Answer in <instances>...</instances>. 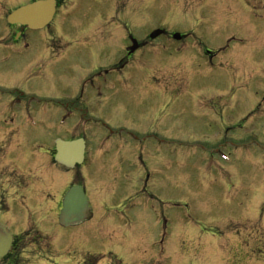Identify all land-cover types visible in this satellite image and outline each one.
Here are the masks:
<instances>
[{
  "label": "rangeland",
  "instance_id": "374dc122",
  "mask_svg": "<svg viewBox=\"0 0 264 264\" xmlns=\"http://www.w3.org/2000/svg\"><path fill=\"white\" fill-rule=\"evenodd\" d=\"M30 2L0 0V195L10 184H20L17 193L32 186L34 211H15L16 233H39L34 250L32 236L25 246L51 243L57 264L69 248L85 264H106V250L117 251L115 264H155L156 247L159 264L202 256V264H248L249 253L220 249L244 240L264 250V0H64L48 27L16 33L6 15ZM112 18L114 30H103ZM71 27L105 42L84 48L82 34L80 46L65 49ZM156 30L163 35L149 40ZM129 35L146 46L112 74ZM207 49L224 52L210 61ZM178 71L191 89L217 92L175 85ZM89 78L80 92L101 98L80 116L74 88ZM78 138L82 164L57 167L56 141ZM72 185L82 186L93 219L60 230V201ZM256 254L249 263L264 264Z\"/></svg>",
  "mask_w": 264,
  "mask_h": 264
},
{
  "label": "flooded vegetation",
  "instance_id": "af4514ba",
  "mask_svg": "<svg viewBox=\"0 0 264 264\" xmlns=\"http://www.w3.org/2000/svg\"><path fill=\"white\" fill-rule=\"evenodd\" d=\"M112 20H113V18L108 20V21H106L103 24V30H105V28L109 29V30H112V31L114 30L115 23ZM11 27L17 29L16 33H18L19 31L23 32V31L26 30L25 27H21V26H18V25L11 26ZM69 30L72 31V32L69 34V37H67L66 44H65V49H70L72 47L74 48L77 45L80 46L79 45L80 43L79 42L77 43V40H78V38L81 37L82 34H84V33H80L79 30L76 29V27H71ZM104 34H106V31H105ZM108 34L112 35L113 32H109ZM188 36H190V35L189 34H184V37L181 38V39H186V38H188ZM72 38H74V41H72ZM131 38H133V37L131 35H129L128 39L131 40ZM82 40L84 41V44H83L84 48L92 47L94 50H100L101 45L105 42L104 35H100V33L99 34L93 33L91 31L88 34H84L83 37H82ZM146 43L147 42L137 43V44L135 43L134 45H136L137 49L134 52H132V53H129L128 47H129L130 44H128L126 46L125 54L123 55L124 57L118 63H115L114 65H110V67H111L110 70L109 69H107V70L110 73H112V74H113V72H118V71L120 72L121 68H124V67H122L123 64L126 66L127 65L126 64L127 60L129 58H131L139 50L140 47H142V48L145 47ZM86 45H88V46H86ZM204 52H205V55L207 56V59L210 60V61L213 60L214 58H218V59L221 58L222 54H223V53H221V51H218L216 53H211L210 50H205ZM37 57H39V59L37 61H40V62H45L47 60V55L42 53V51L39 52ZM45 58H46V60H45ZM108 71L103 70V72H99L97 75L100 78H102L103 77V73L108 74ZM177 73H178V75H180L179 76V80L175 81L174 84L178 85V86H180V85L185 86V88L189 92H190V90L195 89L194 91L193 90L192 91L196 94L197 91L199 89H201V88H203L204 90L209 89L211 94H213L214 92H217V90H216L217 88L216 87L214 88L211 85H210V87H208L209 85H204L202 83H198V84L195 83L196 86L198 85L197 89H196V86L192 87V89H191V87L187 86L186 82L182 79V77H184L186 73L183 72V71L182 72L178 71ZM105 77H107V76H105ZM91 83H92V81L89 78V79L84 80L82 85H80L78 88H74V90L76 91V93L74 94V96H76V97H74V99H75V102H77V104H78L77 110H78L80 116H85V114L88 113L87 109H88V107L91 106V104H97L96 103L97 102V96L101 98V96H99L98 93H94L91 97H85L86 93H84V96H83V94L80 92L82 90H87L89 84H91ZM127 84H129V82H127ZM232 88L233 87H231V86H223V91H220V92H224V91L227 92L228 90H230ZM262 100L264 101V97L262 98ZM88 103H89V106H88ZM167 103H170V101H167ZM251 115L252 114H249L248 116H251ZM26 185H28V184H25V186ZM19 187H20V184H15L14 186H11V184H10L7 187V189L5 190V192L0 195V208L4 207L3 210L0 211V224L6 226L8 228V230H9V232L13 236V241H12L10 250H9V252L7 253V255L5 257L0 259V264H31V263L57 264L53 260L54 256H53V253H52L51 243L48 242L47 244H42L43 247H45V250H40V251L43 252V253H41L39 250L33 251L34 248L37 246V245L34 246L33 244H35V242H39V241L34 240V238L37 236V234H39L38 232H35V233L32 232L34 229L31 232H29V231L24 232L25 231L24 228H22V230H21L24 233L21 232V231H18L17 233L15 232V231H17V227L21 226V225H15L14 224V222L17 221L16 220L15 211H17V209H20V208H21L20 210L22 212L34 211V210H32L33 207H30V205H31L30 201H31V197H32L30 195H32V193H31V189H32L31 187L32 186H27L25 188L26 191H23L21 193L20 192L17 193L18 190L20 189ZM12 188L15 190L14 192H11ZM46 202L47 201H45V203ZM37 205H38V201H37L36 206ZM39 206L41 207L40 210L44 211V209L42 207L43 205L41 204V202H40ZM1 213L5 214L6 216H8L7 217L8 218L7 225L4 224L3 219L1 221V218L3 217V215ZM31 215H34V214H31ZM90 219L92 220L93 216L91 218H89L88 220H90ZM128 219H130V217H128ZM160 219L164 223L162 225V227L164 229L169 227V224H167V222L165 221L164 216L160 215ZM115 226H119L117 229L122 228L120 225H115ZM122 226L125 227V224L122 225ZM72 227H74V226H72ZM197 227L201 228L202 232H206V229H207L206 226L197 225ZM57 228L60 229V230L61 229H66V228L60 227L59 225H58ZM68 228H71V227H68ZM12 229H13V231H12ZM85 235H86V233H85ZM29 236H32V239L34 241L33 243H31V247L33 248V250H31V249H29L28 247L25 246V244L28 243L29 241H26L24 239H26ZM229 240H230V242H233V243L235 242V239H229ZM242 242L239 241L237 246H231L230 244H227L226 245L227 248L226 247H222V246H219V248L222 247L220 249V251L222 253L226 254V253L231 252L232 247H236L237 249H239L242 252L249 253L250 258H248V264H255V262L249 263V261L252 260V259H256L257 258V254H256L257 250L258 251H262L263 255H264V250H262L260 248H257V247H255V250H254L253 247L252 248L250 247L249 243H247L244 240H242ZM221 243L225 244L224 242H221ZM204 245H205L204 247L211 249L213 251V253H215L217 251V254H219L218 249L215 250L214 247L210 244L209 241H205ZM90 246L91 245H88L86 248H92ZM97 246L99 247V245H97ZM247 246L250 247V248H248ZM104 248L107 249L108 246L104 245ZM196 249H197V247H196ZM106 251H109L108 253H110V255H108L107 257L110 258V260L113 261L112 262V261L109 260V262L107 261L106 264H115L116 261L114 259H118V261L121 260V258H119V256H118V254H116L117 253L116 250H115L116 252L113 251V250H106ZM64 252L66 253L65 258H63L64 263H66V264H85V262H83L80 257L75 258V257L72 256L73 248H69L68 250H65ZM83 252H85V251L83 250ZM202 252L205 253V251L203 249H202ZM86 253L89 254V253H92V252L91 251H87ZM154 254H155L154 255V261L156 262L155 264H159V263H157L158 260H164L165 259V258H162V256H158L156 250H154ZM49 255L53 256V258L50 257ZM102 256L103 255H101V257ZM204 257L205 256H202L201 259L197 258L198 261H196V262L191 261L190 259H186L185 257L174 258L172 260L177 261L178 262L177 264H202V259ZM98 258H99V256H97L96 259H98ZM100 261H101L100 259L95 260V261L92 260V264H98ZM123 263L124 264H153V263L150 262V258H146V257L141 258V261L138 262V263H137L136 260L135 261L132 260V261H130V263H128L126 261H123ZM165 264H171V262L168 261Z\"/></svg>",
  "mask_w": 264,
  "mask_h": 264
},
{
  "label": "water",
  "instance_id": "95a60500",
  "mask_svg": "<svg viewBox=\"0 0 264 264\" xmlns=\"http://www.w3.org/2000/svg\"><path fill=\"white\" fill-rule=\"evenodd\" d=\"M55 8L54 0L36 1L12 12L7 17L9 24H21L29 29L37 30L45 27L52 19ZM161 33L156 31V34ZM84 141H56L54 161L67 169L83 162ZM88 201L80 186H71L64 194L58 217L60 225L67 227L82 221L87 216ZM12 242V236L0 226V258L4 257Z\"/></svg>",
  "mask_w": 264,
  "mask_h": 264
}]
</instances>
